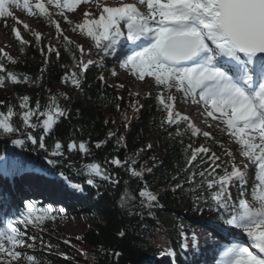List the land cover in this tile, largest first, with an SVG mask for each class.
Instances as JSON below:
<instances>
[{"label": "snow or ice", "instance_id": "1", "mask_svg": "<svg viewBox=\"0 0 264 264\" xmlns=\"http://www.w3.org/2000/svg\"><path fill=\"white\" fill-rule=\"evenodd\" d=\"M89 2L95 4L99 16L93 18L91 13L85 11L82 22L75 23L72 30H78L83 37L94 42L97 53L103 52L107 56L116 54L118 49L126 53L120 62L121 68L140 81L146 77L152 78L162 88L156 97L166 112L161 120L162 127L165 124L175 125L177 135H180L179 125L183 122L185 130L193 137L203 135L206 139H213L211 133L201 132L188 115L175 109L178 101L186 103L191 100L203 108V116L223 124L220 131L229 136L230 143L238 145L234 153L220 144L226 157L223 160L208 146L193 148L188 145L185 152L190 151L191 156L186 166H192L200 158V163H207L208 167L198 173L194 170L187 177V183L193 185L187 191L199 192L195 201L204 199L209 202L224 224L240 230L233 234L230 243L224 244L219 250L216 264H264V0H134L132 3L121 0L119 6L115 7L100 3L99 0H35L34 4L31 0H0V18H13L17 25L21 24L10 10L14 6L23 8L29 16L38 13L55 26L57 38L63 37L65 50L72 54L73 67L79 69V73L72 71L69 75L66 72L62 83H71L80 89L82 85L79 77L86 74L94 61L84 60L85 49L79 44L75 45V49L80 52L81 58L76 59L71 47L73 42L63 35L60 24L53 19L48 6H54L58 10L57 14L66 23L72 24L64 15L65 10L73 12L81 3ZM141 6L146 8V12L141 11ZM23 27L28 30L27 24H23ZM11 31L23 51L28 41L23 40L18 27H12ZM32 35L37 42L41 41L40 32L34 31ZM53 51L55 49L49 46L48 52ZM56 55L59 57L60 53L56 52ZM4 58L16 63L0 49V87L5 86L6 81L13 84L34 83L26 74L21 79V74L6 71ZM112 75H116L114 69ZM100 79L104 77L100 76ZM173 89L179 96L172 94ZM59 97L67 99L66 93H59ZM29 101L30 97L23 95L19 97V112L10 104L7 111H0V136H15L19 133L23 138L13 139L14 145L22 148L25 141H30L47 151L46 139L52 135L61 119L67 118L68 109L61 106L56 94L50 95L48 103L43 106L37 100L32 107ZM3 103L0 101V105ZM132 107L134 111H139L142 106ZM17 116L22 122L19 126L13 122ZM29 129L38 130L41 134L37 138ZM115 135L109 132L108 138ZM123 141L124 137H119L118 145ZM104 143L106 141L97 142L95 147L100 148ZM148 147L150 149L151 145ZM67 151H78L84 157L92 155L88 142L83 140L77 143L70 139ZM236 154L255 166L252 176H249L248 164L236 163ZM49 155H64V145L59 139H55ZM135 155L138 157L139 152ZM46 160L49 165L58 163L48 157ZM108 163L126 167L131 176L143 178L145 169L137 171L134 167L137 160L132 157L123 161L113 158ZM81 167L88 176V185L96 186L95 177L118 183V179L109 175L99 162H89ZM217 169L221 171L217 172ZM12 170H23V162L12 159L0 163V173L9 175ZM146 171L151 172L152 169ZM197 175L201 178L199 183L196 182ZM250 183L255 203L245 198ZM70 186L77 190L81 188L79 184ZM181 188L183 183L175 185L173 191ZM233 188L236 189L235 194L231 191ZM138 196L142 204L146 201L148 207L158 203V196L148 190L146 183L139 189ZM132 199L135 196L125 189L121 194V206H126ZM59 212L63 213L64 209L60 208ZM55 219L52 206L38 207L34 201H25L24 210L14 219L0 222V264H11V261L21 257L28 264H36L32 255L17 250L26 245V233L18 225L24 228L29 225L37 227L47 220ZM119 235L123 237L125 231ZM181 236L187 239L184 232H181ZM29 239L34 240L35 237ZM193 243H196L194 234ZM27 247L32 248L34 245L27 244ZM186 247L187 243L181 245L182 249ZM113 254L117 257L120 255L119 252ZM159 255L174 257L175 252L169 248Z\"/></svg>", "mask_w": 264, "mask_h": 264}, {"label": "trees", "instance_id": "2", "mask_svg": "<svg viewBox=\"0 0 264 264\" xmlns=\"http://www.w3.org/2000/svg\"><path fill=\"white\" fill-rule=\"evenodd\" d=\"M12 21L13 18H9L8 33L13 38L18 55L11 56L16 63L9 62L7 58H4L3 63L6 71L21 74V79L26 74L34 81V83L17 84L5 82L10 85V92L16 100L17 112L20 111L19 97L23 95L30 97L29 104L32 107L37 100L43 106L48 103L50 95L69 93L71 90H76L78 97L69 101L66 107L67 118H62L52 135L47 137V151L30 141H25V146L22 148L14 145L13 139L23 138L19 133L15 136H0V161L3 159L10 162L16 159L23 162V170L10 171L12 180H16L14 176L19 172L32 167L38 168L46 175L63 173L61 176L67 177L70 184L81 186L78 196L80 204L93 214L92 224L75 238H63V234L49 220L34 227L45 233L48 243V247H43V250L38 249L39 253L60 258L64 264H151V258L161 251L160 245L154 244L155 240L158 236H169L177 243L179 264H189L181 248L182 229H186L188 223L196 219L203 207L212 209V205L204 199L195 201V197L200 195L199 192L187 191L193 187L187 183V177L194 170L198 173L208 165L201 164L198 158L192 166H186L191 152L186 153L185 149L188 145L195 148L194 142L201 140L223 160L226 157L220 144L229 148L227 141L215 134H212L213 139H206L203 135L193 137L185 130L186 125L183 122L179 125L180 135H177L175 125L165 124L162 127L161 120L166 112L162 110L156 99L160 91L142 94L131 92L136 96L138 106H142L139 107V111H134L128 93L119 91L107 80L106 75H111L113 68L110 64V55L105 56L102 52L97 54L104 61L103 68L90 65L86 74L79 77L82 85L80 89L75 88L71 83H62V77L66 72L69 75L72 71L79 73V69L73 67L72 54L65 50L63 37L57 38L55 26L40 17L41 25L50 28L49 34L41 35V41L37 42L32 33H29L28 40L23 39L28 41V44L21 51L20 42L15 39L11 31ZM70 25L73 28L74 24ZM21 27L23 28L19 24L18 28ZM50 40L55 45L53 47L55 51L51 53L48 52ZM75 45L77 44L73 42L71 47L76 59L79 60L80 52L75 49ZM56 52L60 53L59 57ZM100 76L104 79L101 80ZM113 78L118 81L116 75ZM24 84L32 89L31 94L22 87ZM3 102L0 111H7V106L12 105L10 96ZM13 122L17 126L22 123L19 116L15 117ZM29 131H33L37 138L41 134L38 130L29 129ZM109 132L116 135L109 139ZM156 135L161 154L152 146L150 149L148 147L151 138ZM121 136L124 137V141L118 145L117 141ZM55 139H59L64 145L62 157L49 155ZM70 139L77 143L81 140L87 141L92 155L84 157L78 151L68 152L67 143ZM103 141L106 143L102 147H95L97 142ZM137 152H139L138 157L135 155ZM46 157L55 159L58 163L55 166L49 165ZM128 157L137 160L134 165L137 171L145 169L142 179L131 176L126 167H117L108 163L113 158L123 161ZM89 162H99L109 175L118 179V183L113 184L95 177L96 186L88 185L86 183L88 176L81 166ZM149 168L152 169L151 172L146 171ZM220 171L217 169V172ZM200 179L197 175L196 182L199 183ZM145 183L148 190L158 196V203L152 207L146 206V201L142 204L138 196L139 189L143 188ZM181 183L183 188L173 191L175 185ZM125 189L134 195L135 199L122 207L121 194ZM4 194L5 185L1 183L0 197ZM3 201L0 200V203ZM2 207L5 205L3 204ZM9 210L16 212L13 210V205ZM216 220L223 221L219 213ZM166 226L172 229H165L164 234L161 229ZM121 231H125L123 237L119 235ZM114 252H119L120 255L117 257Z\"/></svg>", "mask_w": 264, "mask_h": 264}, {"label": "rangeland", "instance_id": "3", "mask_svg": "<svg viewBox=\"0 0 264 264\" xmlns=\"http://www.w3.org/2000/svg\"><path fill=\"white\" fill-rule=\"evenodd\" d=\"M31 2L34 4L35 0H31ZM46 2V0H45ZM89 3H81L78 8L73 12H68L65 10L64 15L67 16L68 20L72 21V24L82 22L84 19V13L85 8L88 9V11L91 9L89 13H91V16L93 18L99 16V10H94L89 6ZM10 10L13 11L14 15L19 18V20L22 22L21 25L27 24L28 30H25L24 27L19 28L20 34L23 39L29 38V33H32L34 31H38L43 34H49L50 28L41 25L40 16L38 13L33 16H29L27 12L23 10V8H15L14 6L10 7ZM49 11L52 12L53 19H55L59 24L61 29L63 30L64 35L69 37L70 40L75 42L76 44L82 45L85 49V55L84 60H92L94 63L92 65H96L98 67L103 68L104 61L96 55L97 50L94 46V42L91 40L83 38L79 32L73 31L71 25L69 23H66L62 16L57 14V9L54 6H49ZM62 17V18H61ZM8 21L9 18H0V38L2 39L0 41V49H3L4 52L9 54L10 56L14 57L18 55L17 50L14 47V41L11 36V34L8 33ZM7 24V27L5 26ZM12 27H18L16 20L13 19L12 21ZM49 46L54 47V43L50 40ZM103 53V52H102ZM118 54H124L123 52H120L119 49L116 54L110 55V64L112 68L116 71V76L118 77V81H116L112 74L106 75V71H104L107 80L119 91H124L128 93L129 101L131 106L132 105H139V102L134 94H142L152 91H162V88L160 86H157L152 78L146 77L143 81L142 85H138L136 82L137 77L131 75L127 70L120 67L121 60L115 59V56ZM81 58V54L79 59ZM119 85H123V87H119ZM25 91L29 94L32 93V89L26 86L25 84L22 86ZM132 94V95H131ZM173 95L179 96L177 93H175L172 90ZM60 100V104L62 107H67L69 101L73 98H77L78 94L76 90H71L69 93L67 92V99L63 97H59V93L56 94ZM10 96V100L12 101V105L15 106V109L17 111L16 107V100L14 96H12L10 92V85L9 83H5V86L0 87V101H4L7 97ZM192 102L189 100L186 103L177 102L175 104V109L177 111H180L183 114H186L190 117V119L194 122L195 126L198 127L201 132H209L211 134H215L216 136H219L223 139H225L229 146V149L233 150L235 153V150L238 148V145L235 143H230L229 136L225 133L220 131L223 127H217L212 128L210 126H206L204 124L199 123L196 118L193 115H189L187 112L189 111V108L191 106ZM162 107V106H161ZM162 110L163 107H162ZM150 145L159 153L160 146L157 140V135L152 137L150 140ZM201 145H204L201 140H197L194 142V147L198 148ZM4 162L2 159L0 163ZM236 163L238 165L243 164H250L245 158L240 157L238 154H236ZM4 174L0 173V176L2 177ZM251 173L249 172V176ZM18 189L12 192L11 195L15 197V202L13 203L17 209H19L17 212L24 210V202L25 201H34L36 202L38 207H47L52 206L53 208V215L56 216L55 220H49L51 224L58 229L62 234L63 238H75L79 236L88 226L92 224L93 214H91L90 211L85 209L83 205L80 204V201L78 199L79 196V190L73 188L70 186V183L67 182V180L64 179L59 174H50L46 175L45 173H42L39 171L38 168L32 167L28 168L22 172H19L18 175ZM250 188H248V194L250 193ZM231 191L235 194V188L231 189ZM19 197V198H18ZM246 199L249 198V195L245 197ZM20 200V202H18ZM61 203L67 204V216H69V219H72L74 224H72L70 227L65 226L61 223H59V217L61 213L59 212L60 208H63L65 210V207L61 205ZM17 215L15 214H8L4 211L0 212V222H4L7 219H14ZM217 213L213 211L212 209L203 207L200 211V213L196 216V219L190 221L186 227V229H182L185 233L187 239L185 240V237L181 238L183 239L181 241L182 244L187 243V247L185 248L186 253L188 255L187 261L189 264H216V260H214V263L212 262V257L215 255L216 248L213 250L214 252H211L206 248V250H198L196 253H192L189 247V243H193V234L194 230L197 227H200L203 230V234L205 232H209V234L212 236L215 232H213V229H225L226 233V242H229V240L232 238L234 233L239 232L240 230L234 229L228 225L224 226V222L220 220H216ZM220 226V227H218ZM18 227L21 228L22 231L26 233L25 240L26 245L22 249H17L18 251H21L22 253H25L27 255H32L35 258L36 264H64L60 258L51 257L49 254H42L39 253L38 249H42L43 247H48V243L45 237V233L38 229L34 228L32 226H28L27 228H24L22 225H18ZM165 229L171 230L172 228L170 226H166L162 228V233H164ZM165 234V233H164ZM201 234L200 236H202ZM30 237H35L34 240L29 239ZM230 237V239H229ZM244 239H246L244 237ZM27 244H33L34 247L28 248ZM154 244L156 246L160 245V250H165L164 247L170 248L172 250L177 251L176 242L171 239V237L166 236H158V238L155 240ZM218 244L224 245L226 244L224 241H218ZM51 248V247H50ZM43 250V249H42ZM160 251V252H161ZM159 252V253H160ZM209 252L210 258H205L204 255ZM159 253H157L154 257L151 258L152 264H156V262H159V264H170V260L167 259V255L160 256ZM177 254V253H176ZM84 257V256H83ZM190 259V260H189ZM11 264H28V262L21 257L19 260L11 261Z\"/></svg>", "mask_w": 264, "mask_h": 264}, {"label": "bare ground", "instance_id": "4", "mask_svg": "<svg viewBox=\"0 0 264 264\" xmlns=\"http://www.w3.org/2000/svg\"><path fill=\"white\" fill-rule=\"evenodd\" d=\"M99 2L103 3V4H107L108 6L115 7V6H119V4L121 3V0H99ZM124 2L132 3V2H134V0H124ZM89 4L90 5L87 6V7H90L92 9H94V10H97V8H96L94 3L89 2ZM85 11H88V9L85 8ZM90 11H91V9L88 12H90ZM141 11L146 12V8L141 6ZM1 40L2 39L0 38V41ZM125 55H126V53L118 54V55L115 56V59L122 60ZM136 82H137L138 85H142L143 84V81H140L139 79H136ZM173 91L175 92L174 89H173ZM187 113L189 115H193L199 123L204 124L206 126L210 125V127H212V128L224 127L223 124L218 123L217 121L213 120L212 118H210V117L206 118L205 116H203L202 115L203 108L199 104H193L192 103L190 108H189V111ZM248 167L250 169L249 172L251 173L250 176H252L253 173H254L255 166L250 163V164H248ZM249 188H250L249 189L250 193L248 194L249 195L248 200H249L250 203H255L252 200V196H251V183L249 184ZM61 205H62V207L63 206L65 207V210H64L63 213H61L58 221H59V223L70 227L72 224H74V222L72 221V219H69V216H67V213H66L67 212V209H66L67 208V204L61 203ZM225 225L226 224H224V226ZM218 227H220V226H218ZM201 234H203V230L200 227H197L194 230L196 243L195 244L194 243H191V244L189 243L190 250H191L192 253H194V252L196 253L198 250H204L205 251L206 248L210 251V253L215 251V255H213V257H212V260H213L212 262L213 263H214V260L218 259V252L223 246V245L218 244V241H224L225 243H230L232 241V238H233V236H232L231 239L229 237V239H230L229 242H226L225 229H223V230L218 229V232L216 234L212 235V236L209 234V232H205L202 236H200ZM215 248H216V250H214ZM204 257L205 258H210L209 252H207L204 255ZM175 258L176 257H174V260H175ZM167 259L170 260V257L167 256ZM156 264H159V262H156Z\"/></svg>", "mask_w": 264, "mask_h": 264}]
</instances>
